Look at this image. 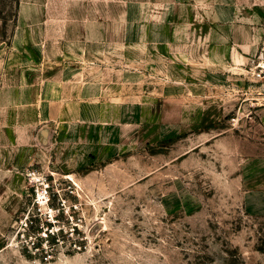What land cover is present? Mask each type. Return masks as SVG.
<instances>
[{"label":"rangeland","instance_id":"1","mask_svg":"<svg viewBox=\"0 0 264 264\" xmlns=\"http://www.w3.org/2000/svg\"><path fill=\"white\" fill-rule=\"evenodd\" d=\"M0 264H264V0H0Z\"/></svg>","mask_w":264,"mask_h":264},{"label":"trees","instance_id":"2","mask_svg":"<svg viewBox=\"0 0 264 264\" xmlns=\"http://www.w3.org/2000/svg\"><path fill=\"white\" fill-rule=\"evenodd\" d=\"M15 7H16V8L18 7V4H17V2H16V4H15Z\"/></svg>","mask_w":264,"mask_h":264}]
</instances>
